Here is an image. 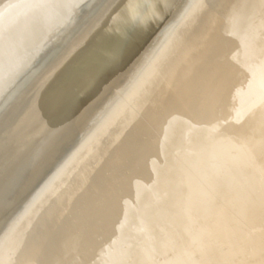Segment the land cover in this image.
<instances>
[{"label":"bare ground","instance_id":"6f19581e","mask_svg":"<svg viewBox=\"0 0 264 264\" xmlns=\"http://www.w3.org/2000/svg\"><path fill=\"white\" fill-rule=\"evenodd\" d=\"M0 264H264V0H0Z\"/></svg>","mask_w":264,"mask_h":264},{"label":"water","instance_id":"95a60500","mask_svg":"<svg viewBox=\"0 0 264 264\" xmlns=\"http://www.w3.org/2000/svg\"><path fill=\"white\" fill-rule=\"evenodd\" d=\"M85 26H87V25H85Z\"/></svg>","mask_w":264,"mask_h":264}]
</instances>
